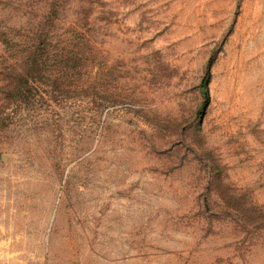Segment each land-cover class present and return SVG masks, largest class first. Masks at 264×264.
<instances>
[{
    "label": "rangeland",
    "instance_id": "374dc122",
    "mask_svg": "<svg viewBox=\"0 0 264 264\" xmlns=\"http://www.w3.org/2000/svg\"><path fill=\"white\" fill-rule=\"evenodd\" d=\"M0 264H264V0H0Z\"/></svg>",
    "mask_w": 264,
    "mask_h": 264
},
{
    "label": "trees",
    "instance_id": "16d2710c",
    "mask_svg": "<svg viewBox=\"0 0 264 264\" xmlns=\"http://www.w3.org/2000/svg\"><path fill=\"white\" fill-rule=\"evenodd\" d=\"M206 91H207V97H208V96H209V95H208V87H206Z\"/></svg>",
    "mask_w": 264,
    "mask_h": 264
}]
</instances>
